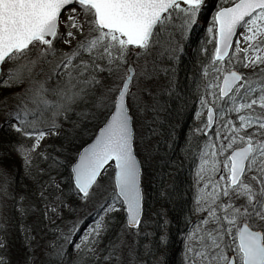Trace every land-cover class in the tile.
Wrapping results in <instances>:
<instances>
[{
	"label": "snow or ice",
	"instance_id": "snow-or-ice-1",
	"mask_svg": "<svg viewBox=\"0 0 264 264\" xmlns=\"http://www.w3.org/2000/svg\"><path fill=\"white\" fill-rule=\"evenodd\" d=\"M205 7V0H0V83L27 81V87L13 93L17 103L8 113L17 121L9 122L10 127L34 141L30 147L17 146L26 168L49 131L57 134L59 117L67 121L74 112L83 118L103 116L95 138L71 159L57 156L48 170L40 169L49 177L39 192L45 217L61 215L65 208L76 211L72 196L84 203L96 199L88 217L73 221L72 228L51 243L54 250L48 255L56 264H66L69 246L76 250L73 264H123L125 231L141 234L146 192L144 164L136 151L132 83L160 71L174 74L172 62L184 51L181 41L187 40ZM241 27L247 46L241 48L236 40L235 52H230ZM207 31L213 35L215 51L202 65L196 112L200 127L194 129L203 135L214 130L199 148L195 172L194 210L206 215L197 217L183 234V260L264 264V0H222ZM61 42L68 48L60 47ZM150 55L155 57L151 71L145 60L137 73L141 56ZM165 58L169 64L161 68ZM9 62L5 73L2 66ZM40 73H45L44 79L36 78ZM174 87L172 75L168 91ZM205 110L206 118L201 116ZM37 155L49 158L46 152ZM52 169H57L55 176ZM0 176V194L9 196L6 172L0 170ZM88 218L92 223L76 242L73 237ZM116 224L120 232L100 247ZM24 232L30 241L28 230ZM8 235L7 227L0 225V264H12ZM60 239L63 244H58ZM32 259L25 255L17 264Z\"/></svg>",
	"mask_w": 264,
	"mask_h": 264
},
{
	"label": "trees",
	"instance_id": "trees-1",
	"mask_svg": "<svg viewBox=\"0 0 264 264\" xmlns=\"http://www.w3.org/2000/svg\"><path fill=\"white\" fill-rule=\"evenodd\" d=\"M204 17L205 13H201L198 23L189 30L187 40L181 41L184 51L178 60L172 62V67L175 69L174 74L165 75L160 71L158 76H153L151 79L141 76L132 83L131 89L138 87L145 101L142 110H139V103L137 107L135 106L136 108L132 107V114L137 132L136 151L144 164L146 192L144 223L139 231L147 226L149 235L145 234L146 229L140 231L141 234L136 236L130 247L123 246V264H141V262L144 264H184L180 237L197 219L192 205V169L199 148L203 146L208 135L194 131L200 127V120L195 121L199 104L197 89L200 78H202V65L209 62V58L215 51L213 35L205 37L200 30V23L203 22ZM179 23L177 19L176 24ZM59 46L68 48L62 43ZM154 58V55L141 56L136 65V72H140L145 60L149 61L148 70L151 71ZM132 59L136 60V57L133 56ZM168 64L169 60L165 58L160 63V67H166ZM10 66L11 62L4 64L3 71L6 73ZM172 75L175 77V87L169 92L168 81ZM44 76L45 73H40L36 78L44 79ZM54 83V80L50 81L49 87ZM25 87H27V81L24 84L11 86H4L0 83V170L7 174L10 193L9 196L0 194V225L7 227L8 249H14L15 258L11 259V262L22 261L27 255L33 257V264H38L41 256L35 254V250L39 248L40 243L49 245L43 253L45 257L44 254L54 250L51 243L61 236V231L67 233L78 215L87 216L89 212L92 213V211H86L88 206L85 204L92 203L90 205L92 209L96 203L95 198L84 203L72 196L71 202L76 211L72 212L65 208L61 215L50 213L49 217H45V202L40 198L39 192L40 186L49 177L41 173L40 169L48 170L57 156L62 160L65 157L71 159V156L94 136L101 125L103 116L101 114L95 119L83 118L74 112L67 121L62 116L59 117L57 122L60 126L56 129L58 133L50 135L37 151L46 152L49 158L45 159L35 152L32 165L26 168L17 156V146L23 143L26 147H30L34 141L12 129L9 122L16 123L17 121L8 115L15 109L17 103L13 93L20 92ZM202 91L203 89L200 88L201 93ZM97 92L99 93V89ZM132 98V96L129 97V102ZM82 107H77L76 112L81 111ZM142 112L146 118V126L143 129L141 126L139 131V119H141ZM73 121L76 122L75 125ZM45 131L49 130L45 129ZM141 131L142 135L144 131L145 141L140 139ZM61 149H66V152H62ZM56 171L57 169H52L51 174L55 176ZM64 175H67L66 170ZM2 179L3 176H0V180ZM45 195H48L47 191ZM21 196L25 199L20 200ZM117 218L121 223L123 222V214L118 215ZM189 219L192 223H189ZM165 221H167L166 224ZM24 229L31 234V248L24 244V240H21L19 231L24 232ZM118 232H120V224L110 229L100 247L107 245ZM161 237L165 239L162 241ZM63 243V239L58 241V244ZM150 250L151 254H148ZM128 253L129 256H127ZM161 256L165 257L163 261L160 259ZM75 259L76 254L73 257L70 255L66 264H73ZM47 264H56V261L51 258Z\"/></svg>",
	"mask_w": 264,
	"mask_h": 264
},
{
	"label": "rangeland",
	"instance_id": "rangeland-1",
	"mask_svg": "<svg viewBox=\"0 0 264 264\" xmlns=\"http://www.w3.org/2000/svg\"><path fill=\"white\" fill-rule=\"evenodd\" d=\"M205 3H206V7L204 8V12L202 13H205V17L203 19V22L200 23V30L202 32V34L205 36V37H208V35H210V33H208L207 29H208V26H209V23L211 22V19H212V14L217 10V5L222 3V0H205ZM75 6V5H74ZM66 18V12H65V17ZM63 27V26H62ZM245 32V29L241 27V29L239 30L237 36H236V39L234 40V43H233V46H232V50L231 52H235V41L236 40H239L240 41V47L241 48H244L247 46V42L244 41L243 37L240 35V33H243ZM62 43V42H61ZM63 44V43H62ZM68 46V45H67ZM234 59V58H233ZM247 70V69H245ZM248 71V70H247ZM131 94L134 95L135 99H136V103L133 104V107H135L136 105H138L139 103V110H142V106H145V101H144V98L141 96V93L139 91V88L138 87H135L134 89L132 88L131 89ZM137 97V98H136ZM139 100H141L139 102ZM199 105V104H198ZM137 107V106H136ZM135 107V108H136ZM206 114V110L204 112L201 113V116H205ZM235 115L236 114H232V118L235 119ZM145 115L144 113L142 112V116H141V119H139V131H140V128L142 126V129L144 126H146V123H145ZM200 120V117H197V115L195 116V121L196 122H199ZM56 133H58V130H55ZM213 131V130H212ZM210 132V131H209ZM137 133V132H136ZM50 135H56V134H51V132L49 131V134L46 135L43 140H41V143H40V146L39 148L36 150V152L45 144L47 138L50 136ZM214 135V131L213 132H210L208 133L207 137L209 136L208 140ZM140 139H142L143 141H145V137H144V131H143V135H142V131L140 133ZM35 152L32 153V155L34 154ZM17 156L19 157V159L25 164L24 162V159L22 157V154L18 151L17 152ZM221 159H223V157H221ZM199 164V151H198V154L196 156V161H195V164H194V167H193V170H192V182H193V195H192V205L195 209V196H196V193H197V184H196V176H195V172H196V168H197V165ZM92 205V203H89V204H85V206H88V208L86 209V211H92L94 210V208H90ZM195 212V215L196 217H199V216H202V215H206V212L205 213H198L194 210ZM91 213V212H89ZM88 213V214H89ZM56 215V214H55ZM85 217H88L85 216V214L83 216L81 215H78L77 218H75V220L77 219H83ZM92 223V219L91 218H88L86 223L82 226L81 230H80V234L79 235H75L73 237V239L76 240V242H79V239H80V235H83V229L84 228H87V225ZM194 224H192L190 226V228L193 226ZM72 228V227H71ZM146 229V235L148 234L149 235V227L147 226H144V228H142L140 231H143ZM139 231V232H140ZM141 233V232H140ZM19 234L21 235V240H24V244L25 245H28L29 243H31V240L30 241H26L25 239V234L23 232V230H20L19 231ZM28 236L31 237V234L30 232H28ZM137 234H136V231H125L124 235H123V240H124V246L126 247H130V245L132 244L133 240L136 238ZM181 247H182V251H181V254H182V258H183V254H184V246H185V241H184V238H183V234L181 235ZM47 247H49V245H47L46 243H40L39 245V248L35 250V254H37L38 256H41L40 260H39V263L38 264H47L48 261L52 258L50 257L48 254H44L45 257H43V253L44 251L47 249ZM67 251L71 254V257L75 256L76 254V250L74 248V246H69ZM129 251V250H128ZM127 251V252H128ZM8 255L11 257L12 260H14L15 256H14V249L11 248L8 249ZM127 256H129V253L127 254ZM32 257V256H31ZM184 261V260H183ZM17 261L15 263H12V264H16ZM29 264H33V259L29 262Z\"/></svg>",
	"mask_w": 264,
	"mask_h": 264
},
{
	"label": "water",
	"instance_id": "water-1",
	"mask_svg": "<svg viewBox=\"0 0 264 264\" xmlns=\"http://www.w3.org/2000/svg\"><path fill=\"white\" fill-rule=\"evenodd\" d=\"M73 6H74V5H73ZM240 29H241V28H239V30H240ZM239 30H238V32H239ZM238 32L236 33V35H235L234 38H233V43H234V40H235V38H236ZM232 46H233V45H232ZM231 49H232V48H231ZM231 49H230V52H231ZM205 117H206V115H205ZM101 126H102V124L100 125V127H101ZM98 130H99V128L96 130L95 134L98 132ZM95 134H94V136L90 139V141L87 142V143H90L91 140L95 138ZM85 145H86V144H85ZM85 145H84V146H85ZM132 230H136V229H132Z\"/></svg>",
	"mask_w": 264,
	"mask_h": 264
},
{
	"label": "flooded vegetation",
	"instance_id": "flooded-vegetation-1",
	"mask_svg": "<svg viewBox=\"0 0 264 264\" xmlns=\"http://www.w3.org/2000/svg\"><path fill=\"white\" fill-rule=\"evenodd\" d=\"M213 131H214V130H213ZM213 131H210V132H213ZM210 132H209V133H210ZM208 138H209V136L207 137V139H206V141L204 142V144L208 141ZM204 144H203V145H204ZM192 170H193V169H192Z\"/></svg>",
	"mask_w": 264,
	"mask_h": 264
}]
</instances>
